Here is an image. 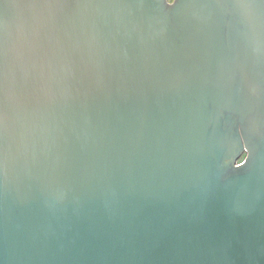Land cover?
Segmentation results:
<instances>
[{
  "label": "water",
  "instance_id": "1",
  "mask_svg": "<svg viewBox=\"0 0 264 264\" xmlns=\"http://www.w3.org/2000/svg\"><path fill=\"white\" fill-rule=\"evenodd\" d=\"M0 264H264V0H0Z\"/></svg>",
  "mask_w": 264,
  "mask_h": 264
},
{
  "label": "clouds",
  "instance_id": "2",
  "mask_svg": "<svg viewBox=\"0 0 264 264\" xmlns=\"http://www.w3.org/2000/svg\"><path fill=\"white\" fill-rule=\"evenodd\" d=\"M168 2L171 4V3H173V2H174V0H168Z\"/></svg>",
  "mask_w": 264,
  "mask_h": 264
}]
</instances>
